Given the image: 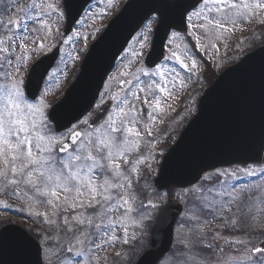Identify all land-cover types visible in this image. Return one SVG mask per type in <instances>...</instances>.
<instances>
[{
  "label": "snow or ice",
  "instance_id": "snow-or-ice-1",
  "mask_svg": "<svg viewBox=\"0 0 264 264\" xmlns=\"http://www.w3.org/2000/svg\"><path fill=\"white\" fill-rule=\"evenodd\" d=\"M72 12V0H55L54 4L48 0H8L7 7L0 8V185L14 192L23 184L35 193L39 206L51 208L52 214L58 217L59 222H52L47 221L46 216L49 228L39 233L35 229L17 230L22 248L35 246L38 254H42L41 264H91L92 253L111 247L118 240L128 245L130 226L141 233L131 237L133 244L143 238L145 231L150 235L157 232L163 235L171 227L167 208L161 207L157 212L155 204H146L149 185L141 184L139 176L133 178L137 165L147 163V158L130 163L126 157L141 138L139 127L151 135L149 125L141 122L149 117L155 119V113L163 112L165 96L176 90L178 82L181 87L185 83L180 70H187L185 75L191 79L197 63L187 41L183 55L191 59L190 65L172 49L178 35L173 31L166 32L164 37L169 44V55L162 56L160 63L146 69L142 58L152 55L151 50L145 52L152 43L149 39L154 35L152 24L159 28L168 13L174 14L186 31L195 29L187 31V37L195 40L197 50L203 51L202 39H218L227 24L235 25L250 15L254 17L264 12V0H160L151 5L138 25L141 29L136 40L138 48L134 47L130 53L134 60L129 59L128 53L122 57V62L127 61L126 69L133 63L141 66L134 72L120 73L124 77L119 81L123 95L111 97L116 101L111 112L105 118L97 109L85 117L92 107L90 104L63 125L69 129L67 134L57 136L53 130L58 131L62 126L56 111L59 105L49 110L43 95H39L45 84L56 83L51 79L55 73L45 71L36 92L29 90L20 73L32 63L33 56L44 51L43 41L52 36L50 24L58 25L66 19L77 22ZM152 12L158 13V17L152 18ZM149 20L151 23H146ZM168 27L177 26L169 24ZM81 39L86 42L87 37ZM61 43L69 41L64 39ZM39 63L37 60L29 69V80ZM111 79L116 80V77ZM124 84L128 85L127 89H123ZM110 91L108 89L104 95ZM142 106H146L145 111H141ZM73 122L76 128H72ZM120 162L127 167L121 169ZM163 170L161 166V174ZM261 174L264 175V170ZM221 175L224 174H217ZM207 179L212 181L213 177ZM247 201L248 195L244 192L237 197L213 185L207 188L206 195H201L196 206L188 209L180 223L181 231L188 229L187 242L192 245L188 248L190 264H212L221 240L228 246L231 257L221 249V257L217 259L227 257L226 264H264V239L251 235L248 239H229L228 235L213 233L208 240L207 233L198 227L201 217L208 215L213 220H224L229 234L243 231L242 225L251 221V211L245 213L240 207ZM237 211L241 215L233 220ZM260 211L264 212V201H261ZM118 228L122 231L119 237ZM154 243V240L149 242L142 259L151 255ZM179 243L185 245L186 240L181 239ZM160 260L161 257H157L155 264H160Z\"/></svg>",
  "mask_w": 264,
  "mask_h": 264
},
{
  "label": "water",
  "instance_id": "water-1",
  "mask_svg": "<svg viewBox=\"0 0 264 264\" xmlns=\"http://www.w3.org/2000/svg\"><path fill=\"white\" fill-rule=\"evenodd\" d=\"M89 1L91 0H72L73 19L79 18ZM159 2L160 0H129L109 21L107 28L86 53L79 73L62 100L55 104L59 105L56 111L62 125L58 131L65 129L63 125L69 118L84 112L90 104L94 105L115 59L139 28L138 25L148 14L150 6ZM65 24V33H68L73 26L72 19H66ZM169 24H175V30L184 29L174 14H167L165 23L154 29L150 48L152 55L146 56L144 62L148 67H154L164 55V37L171 29ZM57 54L58 48L39 59V66L31 73L30 80L28 74L26 83L31 92H36L40 77L45 71L48 72ZM198 103L196 115L162 157L160 170L154 178L159 190L172 186H190L209 169L239 162L246 164L263 156L264 47L252 51L241 58L240 62L225 69L205 90ZM110 105V101L104 103L98 110L99 113L106 115ZM145 109V106L141 107V111ZM161 166L164 169L162 174ZM162 207L167 208V221L171 222V227L163 235L159 232L150 235L149 242L155 241L151 255L142 259L144 251L135 264H155L157 257L163 258L171 248L172 230L182 207L177 200L169 201ZM18 229L23 230L15 224L0 228V264H41L40 254L35 246L22 248L19 244Z\"/></svg>",
  "mask_w": 264,
  "mask_h": 264
},
{
  "label": "rangeland",
  "instance_id": "rangeland-1",
  "mask_svg": "<svg viewBox=\"0 0 264 264\" xmlns=\"http://www.w3.org/2000/svg\"><path fill=\"white\" fill-rule=\"evenodd\" d=\"M123 0H94L93 3L86 9L85 12L80 16L78 21L75 23L73 29L69 32L68 36L62 35L61 29L63 26V22L59 23L58 25L55 23L50 24V28L52 29V36L50 39L43 41L45 44V49L43 52L47 53L49 50H51L57 41L61 39H67L69 43L65 44L62 43V47L60 49V59L58 60V63H56V68L54 71H52L50 74L55 73V75L51 76V79L56 81V83L49 85H45L43 95L45 103L49 105L50 107V100L53 98V96L60 95L63 87L68 83L70 80L71 74L74 72V69L76 68V64H78L83 58V54L88 49L90 43L100 34L101 30L106 26L107 20L111 17V15L116 12L118 7L120 6L121 2ZM49 3H55V0H48ZM235 2H239V0H235ZM246 2H255V0H246ZM8 0H3L2 3H0V8L7 7ZM16 13H13V16H15ZM155 18V17H153ZM53 20H55V17H53ZM261 20H264V12L256 14L254 17L249 16L248 18L244 20H240L235 25L233 24H227L225 26V31L220 33V37L218 39H202V47L205 49L203 51L196 49V42L194 39L187 37L186 33H178L177 37L173 40L172 49L174 51H177L178 54L181 55V58L185 60V63L191 64V59L186 58L183 55V48L184 44L187 41L193 49V52L195 53L194 59L197 63V69L194 73L191 74V79H188L187 75H185L187 70H180L181 76L184 77L185 83L181 87V85L177 84L176 90L172 92L170 96H165L164 103L162 104L163 112L161 113H155V119H152L151 117L148 118L146 121H142L141 123H147L149 125V128L151 130V135H148L143 127H139L138 130L141 132V138L138 143H135L132 145V150L130 151L129 155L126 157V159L130 163H134L138 159H144L147 158V163L142 165H137V172L133 174V178L136 176L141 177L142 171L144 168H148V172L153 174L156 173L157 169L154 168L155 161H157V155L160 153H163L164 150L160 149L159 147L162 146V142L159 139L158 141L156 139L151 138L153 133L159 132L161 124H166L168 126L164 125L163 131L165 132V137L168 133H174L177 131L176 129L182 125L183 121L187 118H190L192 115L191 112H194L195 108L193 102H196L198 97L201 94V90L203 88V77L200 76L201 70L203 69L204 65L203 62L200 61L199 53L206 57L207 60H210L211 63H213L215 70L220 72V68H223L224 65L229 64L230 62L236 61L238 57L243 53V51H246L247 49H252L255 44L257 43L255 41L256 37H259L258 34L264 31V23H261ZM148 23H151V20L148 21ZM262 24V25H261ZM154 23L152 24L153 28ZM261 25V27L256 30V28ZM254 26L255 29L250 31ZM195 29L189 28L188 31H194ZM252 34L250 35V38H244L246 34ZM256 35V37H255ZM139 36V35H138ZM134 38L132 42H130L127 49H125L123 55L121 56L120 60L117 63L116 68L114 69L113 73L109 76V78L104 83V88L99 96L100 98L94 105V107L101 104L104 100L110 99L113 101V106H115L116 101L111 99L112 96H120L123 95V91L121 89V86H118V82L121 79H124L120 75V73L124 71L134 72L137 68H139L141 65L139 63H133L129 68H125V65L127 64V61L122 62V57L125 55V53L129 54V59L134 60V58L130 55L131 51L134 47L138 48V45H136V40L138 38ZM197 36H200V33L197 32ZM82 37H87L86 42L81 39ZM243 37V38H242ZM151 36L149 37V39ZM263 38H264V32H263ZM264 41V40H262ZM177 45H179V48H177ZM209 45H215V47H210ZM150 46V45H149ZM253 46V47H252ZM252 47V48H251ZM148 49V48H147ZM145 49V52L147 51ZM231 50L230 56L229 51ZM42 52V53H43ZM166 55H169V44L167 42L166 48H165ZM77 53H79L77 58ZM198 53V54H197ZM41 54V53H39ZM36 56L32 57V62L36 59ZM144 58V57H143ZM142 58V60H143ZM171 63H174L171 62ZM30 65V64H29ZM28 65V66H29ZM28 66L21 70V77L24 79L26 76V72L28 70ZM146 69H148L146 66H144ZM179 68V65H177ZM79 68V67H78ZM78 70V69H77ZM75 75V74H74ZM115 76L116 80H112L111 78ZM25 80V79H24ZM128 85L124 84L123 89H127ZM111 89L108 95H104V93ZM64 90V89H63ZM101 96H103V99H101ZM59 98V97H58ZM57 98V99H58ZM39 99V98H38ZM179 102H185L187 103L185 115L183 116H177L176 114V107L179 106ZM49 103V104H48ZM184 106V103L183 105ZM175 107V108H174ZM151 111V109H150ZM55 135L59 136L61 133H54ZM66 134V133H65ZM154 141H152V140ZM152 145H156L151 148ZM151 153V155H150ZM156 166V165H155ZM121 169H125L127 167L126 164L123 162H120ZM255 170L246 169L244 172L240 171L238 168L235 169H224V170H218L211 173H207L204 175V179L198 183L197 185L193 186L192 188L183 189V190H176L173 197L182 201L184 204V214L183 216L178 220V224L175 228V234H174V247L172 252L169 253L165 257V259L160 264H190L188 257L190 253L184 254L182 252L183 249L186 247V245H189L190 248L192 245L187 242V238L189 236L188 229L185 228L183 231H181V223L180 221L184 218L185 213L188 211L189 208H192L196 206L199 203L201 195L207 194V188L212 187L213 185H216L218 190H222L227 192H231L234 196H239L241 192H244L248 195V201L245 204H241L240 207L244 210L245 213L251 211V221L249 224L242 225V228L249 232V230H252L250 233L251 237H259L260 239H264V235L260 234V230L264 231V212L260 211L261 207V201H264V184L262 186L255 184L247 185L248 187L244 188L242 185L236 186V188L232 187L237 179H240L242 177H245L246 173H253ZM223 173L224 175L217 176V174ZM213 177L212 181H209L208 177ZM140 180H142L144 183H147L149 185V195L148 199L145 200V203H152L156 206L158 205V202L156 201V198L152 195V185L148 182L146 179V176H143ZM233 184V185H232ZM263 192V193H262ZM2 193L6 194L5 197ZM262 193V194H261ZM159 195V194H158ZM1 196L5 197L4 198ZM167 198V195L165 192H162L159 195L158 201L161 203L163 200ZM87 203V200H85ZM8 204V205H7ZM7 205V206H6ZM8 207V208H7ZM157 210V209H156ZM235 211V209H234ZM31 214V215H30ZM241 215L240 212H235V215L232 216V219L235 220ZM47 216V221L52 222H59L58 217L52 214L51 208H44L37 204L36 202V196L35 193L28 191L23 184H21L19 187L15 188V191L13 192L12 188H5V186L0 185V221H3V219L7 218L12 223H17L23 226L27 229L30 228L31 225H34L35 222L40 223V225H43L44 228H49V223L45 220V217ZM5 221V220H4ZM252 224V227L250 226ZM37 225V224H35ZM34 225V226H35ZM54 226V225H53ZM202 229L204 233H207V239H212L213 233L228 235L229 239H248L249 236H242L238 235L236 236L234 231L229 234L228 230L224 227V220L222 219H215L213 220L212 217L208 215H204L201 217L200 224L198 225ZM220 227V228H219ZM239 227V226H238ZM225 230V231H224ZM118 237L122 235V231L118 228L117 230ZM41 232V230H40ZM39 233V232H38ZM148 234V231H145L143 234V238H145V234ZM140 236L141 233L139 231H136L133 227L128 228V236H129V244L125 245L126 247L129 245H133L132 247V256L130 258H133L136 256L143 248V242L142 239L137 242L136 244H132L131 237L133 236ZM181 239L186 240V244L182 245L179 243ZM147 241V240H146ZM42 243V242H41ZM123 243L119 240L117 243L111 247H107L101 250H98L91 254V264H129L130 259H128V251H123ZM125 247V248H126ZM223 250L224 253L228 254V257H231V252L229 251L228 246H226L223 242V240L219 241L216 246V253L213 257L212 264H226L227 257L217 259V257H221L220 250ZM120 253L119 257L117 254ZM181 255L185 256L182 257Z\"/></svg>",
  "mask_w": 264,
  "mask_h": 264
},
{
  "label": "trees",
  "instance_id": "trees-1",
  "mask_svg": "<svg viewBox=\"0 0 264 264\" xmlns=\"http://www.w3.org/2000/svg\"><path fill=\"white\" fill-rule=\"evenodd\" d=\"M212 76H213V75H212ZM212 76H211V77H212ZM213 77H214V76H213ZM213 77H212V78H213ZM212 78H211V79H212ZM208 79H209V78H208ZM211 79L209 80V82L211 81Z\"/></svg>",
  "mask_w": 264,
  "mask_h": 264
}]
</instances>
